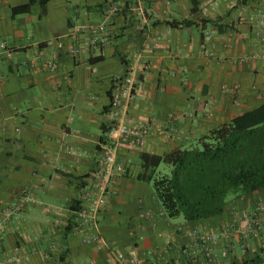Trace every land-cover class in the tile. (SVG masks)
Wrapping results in <instances>:
<instances>
[{
  "label": "crops",
  "instance_id": "obj_1",
  "mask_svg": "<svg viewBox=\"0 0 264 264\" xmlns=\"http://www.w3.org/2000/svg\"><path fill=\"white\" fill-rule=\"evenodd\" d=\"M43 1L0 0L7 48H0V264L256 257L264 232L245 242L244 220L261 214L264 222V190L231 194L220 216L188 222L167 218L153 184L136 176L142 154L191 148L264 104V0H120L119 14L111 0ZM25 6L29 12L14 14ZM185 20L192 25H171ZM130 64L142 88L128 119L150 134L143 148L120 152L128 172L102 215L107 245L86 244L74 231L76 204L98 163L114 83ZM24 190L33 203L24 202ZM147 212L153 220L142 218ZM195 230L229 237L214 245L211 259L193 261L182 249Z\"/></svg>",
  "mask_w": 264,
  "mask_h": 264
},
{
  "label": "trees",
  "instance_id": "obj_2",
  "mask_svg": "<svg viewBox=\"0 0 264 264\" xmlns=\"http://www.w3.org/2000/svg\"><path fill=\"white\" fill-rule=\"evenodd\" d=\"M29 9H15L14 14L27 13ZM171 25L190 26L192 22ZM141 161L142 171L136 178L153 184L167 218L182 216L185 221L199 222L218 217L225 211L231 194L251 195L264 190V104L211 131L191 148L163 156L144 153ZM162 164L169 166L170 174L158 173ZM76 206L75 213L80 202ZM72 228L73 225L67 231ZM262 263L264 247L256 257L237 264Z\"/></svg>",
  "mask_w": 264,
  "mask_h": 264
},
{
  "label": "built area",
  "instance_id": "obj_3",
  "mask_svg": "<svg viewBox=\"0 0 264 264\" xmlns=\"http://www.w3.org/2000/svg\"><path fill=\"white\" fill-rule=\"evenodd\" d=\"M119 1L111 0V3H113L111 11L114 14L121 12ZM100 30H104V27L101 26ZM0 48L6 50V44L2 43ZM141 84L137 80L136 66L133 64L128 65L126 74L114 83L107 113L106 135L99 145L98 163L95 171L88 179L87 185L82 190L80 207L76 212L74 231L83 236L86 244L100 243L107 245L100 234V222L108 201L114 194L118 178L127 173L126 166L119 161L120 152L124 148H143L150 134V129L134 127L128 119L131 102L141 90ZM23 197L26 203H33L34 201L27 190L23 191ZM161 215H163V212L160 213ZM141 216L149 220H153L155 217L151 212L143 213ZM244 221L246 225L244 238L257 237L263 232L264 222L261 220V214L246 217ZM4 223L0 224V231L5 228L6 224ZM90 232H94V235L91 236ZM191 236L193 242L183 247L182 254L190 258L205 257L204 259H211L214 245L218 244L221 239L229 237L225 233L215 234L199 230L193 231ZM116 257L121 264L126 263L120 256ZM134 261V258L131 257L127 263L133 264Z\"/></svg>",
  "mask_w": 264,
  "mask_h": 264
},
{
  "label": "rangeland",
  "instance_id": "obj_4",
  "mask_svg": "<svg viewBox=\"0 0 264 264\" xmlns=\"http://www.w3.org/2000/svg\"><path fill=\"white\" fill-rule=\"evenodd\" d=\"M169 169V166H167V165H165V164H162L161 165V168H160V172H163V173H166L165 171H167ZM74 225H76L75 223H74ZM263 230V232H264V229H262ZM249 237H253V236H249ZM249 237H247V238H249ZM255 237V236H254ZM247 238H245V239H243L245 242H247L246 240H247ZM251 239H253V238H251ZM62 256H63V253L61 254V258H62ZM65 256V255H64ZM190 258V257H189ZM193 261H196V260H199V259H201V257H198V258H191ZM64 260H65V257H64ZM65 262H66V260H65ZM262 264H264V263H262Z\"/></svg>",
  "mask_w": 264,
  "mask_h": 264
}]
</instances>
